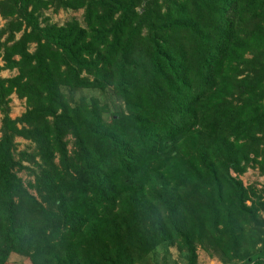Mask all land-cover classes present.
<instances>
[{"label": "trees", "instance_id": "trees-1", "mask_svg": "<svg viewBox=\"0 0 264 264\" xmlns=\"http://www.w3.org/2000/svg\"><path fill=\"white\" fill-rule=\"evenodd\" d=\"M47 9L81 21L41 25ZM0 19V264L169 245L264 264V188L237 177L264 176V0H0Z\"/></svg>", "mask_w": 264, "mask_h": 264}, {"label": "rangeland", "instance_id": "rangeland-1", "mask_svg": "<svg viewBox=\"0 0 264 264\" xmlns=\"http://www.w3.org/2000/svg\"><path fill=\"white\" fill-rule=\"evenodd\" d=\"M82 10H71V9H59L57 11H53L51 9H47L45 11H41L38 17L40 24L43 25L45 23H55L61 24L70 18L75 19L76 21H81ZM2 20L0 19V24ZM16 37L18 34L15 35ZM2 62L0 61V67ZM15 74L14 70H9L5 68H0V77H10ZM109 89V88H108ZM95 94V93H94ZM102 102H105L108 105V108L112 111L117 107L115 105V101L111 96L109 90H106L103 95H99ZM104 99V100H103ZM9 116L11 118L18 117L25 109L24 100L17 98L15 94H11L9 96ZM16 144V151H20L23 149L29 150L31 148V143L28 140H25L21 137H16L14 139ZM23 165L30 166L27 162H22ZM25 184L27 181H31V175L28 174L25 170L17 171L16 173ZM232 175H235L231 172ZM237 177L242 181L244 186L253 185L257 189L264 188V176L259 175L258 171L253 165L252 167H247L244 172L237 175ZM28 190L32 192V189ZM262 197L264 198V190L262 191ZM247 204L249 201L246 202ZM264 218V213H260ZM197 253V264H239V262H233L225 258L221 255L217 250H212L209 253H206L202 250L200 246H196ZM6 264H29L25 259H21L17 255L11 254L8 257V262ZM145 264V263H143ZM147 264H183V261L179 255L178 250L174 245H169L167 250L164 252L162 249L158 248L153 253L152 259Z\"/></svg>", "mask_w": 264, "mask_h": 264}, {"label": "crops", "instance_id": "crops-1", "mask_svg": "<svg viewBox=\"0 0 264 264\" xmlns=\"http://www.w3.org/2000/svg\"><path fill=\"white\" fill-rule=\"evenodd\" d=\"M14 70V69H13ZM15 71V70H14Z\"/></svg>", "mask_w": 264, "mask_h": 264}]
</instances>
